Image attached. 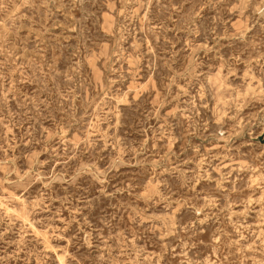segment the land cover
Returning a JSON list of instances; mask_svg holds the SVG:
<instances>
[{
	"label": "rangeland",
	"instance_id": "obj_1",
	"mask_svg": "<svg viewBox=\"0 0 264 264\" xmlns=\"http://www.w3.org/2000/svg\"><path fill=\"white\" fill-rule=\"evenodd\" d=\"M0 264H264V0H0Z\"/></svg>",
	"mask_w": 264,
	"mask_h": 264
}]
</instances>
